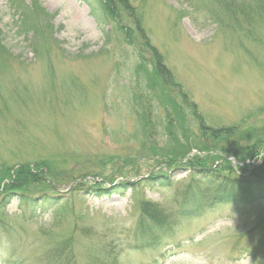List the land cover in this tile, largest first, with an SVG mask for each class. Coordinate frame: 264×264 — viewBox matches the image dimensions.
Instances as JSON below:
<instances>
[{
	"label": "rangeland",
	"instance_id": "1",
	"mask_svg": "<svg viewBox=\"0 0 264 264\" xmlns=\"http://www.w3.org/2000/svg\"><path fill=\"white\" fill-rule=\"evenodd\" d=\"M127 1L196 112L162 84L135 36L101 27L83 0H0L10 50L0 49V178L43 163L30 195L58 199L39 210L0 195V264H55L66 239V264L110 257L107 246L114 264H264V201L182 220L175 207L194 158L214 168L228 157L224 174L264 178V151L247 170L235 157L264 143V28L248 40L218 27L205 0ZM201 121L234 132L216 138ZM155 175L168 184L148 181ZM145 208L170 217L147 248L137 231Z\"/></svg>",
	"mask_w": 264,
	"mask_h": 264
},
{
	"label": "trees",
	"instance_id": "2",
	"mask_svg": "<svg viewBox=\"0 0 264 264\" xmlns=\"http://www.w3.org/2000/svg\"><path fill=\"white\" fill-rule=\"evenodd\" d=\"M83 1L89 5L92 16L101 27L109 20L120 28L126 39L129 40L135 36V40H138L142 47L150 53L154 69L157 75L160 76L162 84L171 94L174 93L173 89L176 87L180 88L179 93L182 94L183 100L188 102V104L190 103V107L196 112V106L191 103L187 94L183 93L181 85L176 83L175 76L164 63L162 56L152 46L150 38L144 29L141 16L127 0ZM204 2L207 3L206 8L210 12L209 17L218 27L239 31L248 40H256L258 36L257 28H264V0H205ZM130 20H132V23L126 24ZM4 42L0 33V49L4 52H10ZM202 124L203 122L201 121L202 130L211 132L216 138V135L223 133V130L227 131L226 134L230 133L227 135H231L234 132L233 128L228 130H207ZM258 141L245 149L244 154L235 155L239 164H243L247 160L259 161V156L264 151V143L260 140ZM210 159L194 158L190 163L186 162L190 166V170H193L191 171L192 178L188 181V183L190 182V187H187L189 194L186 196L177 194L175 199V207L179 210L178 215L181 220L199 217L220 204L249 205L264 201V178H233L222 171L227 169L231 171L233 169L230 161L223 157V160L221 159L222 162L213 168V166H209ZM35 168L32 170L29 166L22 165L13 174H11V170L5 171L3 178H0V195L3 196L1 200L8 199V202H10L17 196L23 207L31 206L39 210H44L46 205L51 204V201L58 200L53 196H42V201L39 202L40 198L31 197L30 191L34 187L33 185L38 186V182L45 180L42 175L46 173L43 163L37 164ZM248 168H250L248 164H245L244 168L238 166V169L241 170H247ZM165 177V175H155L150 177L148 181H156L167 185L169 180L164 179ZM4 182L6 183L4 184ZM104 194L109 193L104 192ZM185 197L189 199L184 201ZM161 214L159 210L143 209L137 228V231L144 237L140 247L147 248V246H152L159 242V236L154 234L153 229L164 226L167 217L170 218L167 214ZM172 223L174 224V221ZM68 247L69 239H66L60 245V253L54 258L57 261L55 264L67 263L62 260L61 252ZM105 252L110 257L99 258L94 256L95 260L92 261V264H114L113 258H115V255L111 250L108 251V246L105 248Z\"/></svg>",
	"mask_w": 264,
	"mask_h": 264
},
{
	"label": "clouds",
	"instance_id": "3",
	"mask_svg": "<svg viewBox=\"0 0 264 264\" xmlns=\"http://www.w3.org/2000/svg\"><path fill=\"white\" fill-rule=\"evenodd\" d=\"M178 264H208V261L204 257L185 256L178 260Z\"/></svg>",
	"mask_w": 264,
	"mask_h": 264
},
{
	"label": "bare ground",
	"instance_id": "4",
	"mask_svg": "<svg viewBox=\"0 0 264 264\" xmlns=\"http://www.w3.org/2000/svg\"><path fill=\"white\" fill-rule=\"evenodd\" d=\"M51 3L55 4V5H59L61 0H49Z\"/></svg>",
	"mask_w": 264,
	"mask_h": 264
}]
</instances>
